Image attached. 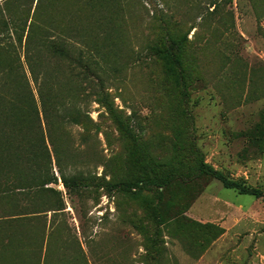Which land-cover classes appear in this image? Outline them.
I'll list each match as a JSON object with an SVG mask.
<instances>
[{
  "label": "rangeland",
  "instance_id": "374dc122",
  "mask_svg": "<svg viewBox=\"0 0 264 264\" xmlns=\"http://www.w3.org/2000/svg\"><path fill=\"white\" fill-rule=\"evenodd\" d=\"M9 1L0 264H264V0H42L31 33L87 73Z\"/></svg>",
  "mask_w": 264,
  "mask_h": 264
},
{
  "label": "trees",
  "instance_id": "16d2710c",
  "mask_svg": "<svg viewBox=\"0 0 264 264\" xmlns=\"http://www.w3.org/2000/svg\"><path fill=\"white\" fill-rule=\"evenodd\" d=\"M26 3L22 4V7H27L30 4V7H33V4L35 2V0H24ZM51 0H45V2H49ZM9 2L12 3H18L21 2V0H10ZM44 2V0H43ZM42 0H37V4L35 6L34 9V13L32 16V20L31 23L29 25L28 28V34L26 37V42L29 45L30 41L31 44L33 42H37L38 47L42 48L44 47V49L48 50L50 53L54 54V55H59L64 57L67 60H72L75 63H78L79 65H81L82 67L86 68V73L90 71V69L88 68V64H86V61H84V57L82 54L73 57L70 53L68 44L66 43V39L65 37H63L62 35H54L52 34L53 32H51V30H49V28L46 26L45 28H43V32L39 33L38 35L32 34L31 30H34V25L35 22L33 23V18L34 16L36 17V15L40 14L39 10L41 8L42 5ZM50 4V3H49ZM51 7L54 6V3L51 2ZM31 10V9H30ZM33 23V25H32ZM50 23V22H49ZM54 26V24H53ZM3 28L8 31L9 33V37L12 39V37L14 38L15 41H23V37H24V30L22 28V22L20 21L18 24H14V22L9 23V22H5ZM73 28L71 26L67 27V34L71 35L72 32H74L75 30H72ZM4 30V31H5ZM60 33V32H58ZM75 33V32H74ZM37 36V37H36ZM75 37H77V35H74ZM33 38V40H32ZM13 40V39H12ZM179 44H166V43H161L159 46H155L153 48L155 55L160 59V61L162 62L164 68L166 69V71L172 75L173 77H180L182 78L184 76V73L182 72V65H181V54H182V50L179 47ZM0 66H4L2 64V62H0ZM12 126H14V123L11 124ZM0 149H2V147H0ZM2 159H6L3 157H0ZM11 165V161H5V160H1L0 161V177L1 175L3 176L2 172L4 170V167H8ZM63 185L64 187L68 188L70 187V183L68 180H66L65 178H63ZM226 181V180H225ZM227 184L233 185L236 188H239L243 193H247V194H255L256 196L259 197L260 194H258L256 192V190H252V189H245L242 188V186L240 184L237 183H228L225 182Z\"/></svg>",
  "mask_w": 264,
  "mask_h": 264
}]
</instances>
